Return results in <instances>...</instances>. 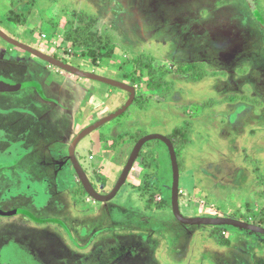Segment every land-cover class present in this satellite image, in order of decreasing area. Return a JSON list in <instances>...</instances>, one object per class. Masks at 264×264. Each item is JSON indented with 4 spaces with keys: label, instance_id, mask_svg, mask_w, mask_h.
Masks as SVG:
<instances>
[{
    "label": "rangeland",
    "instance_id": "1",
    "mask_svg": "<svg viewBox=\"0 0 264 264\" xmlns=\"http://www.w3.org/2000/svg\"><path fill=\"white\" fill-rule=\"evenodd\" d=\"M8 16L15 18L13 23ZM77 29L84 36L88 31L112 40L115 51L129 58L124 69L91 63L81 55L84 49L65 43L64 36ZM0 32L135 89L134 101L122 115L79 140L77 156L99 195L114 188L140 138H171L177 129L187 136L175 148L177 187L166 145L151 141L117 198L105 203L90 198L68 165L56 169L52 161L46 171L54 179L56 172L65 177L66 184L42 176L41 170L30 172L36 182H11L12 169L0 173V192L5 190L0 211L21 209L50 220L42 225L24 215L0 217V264H264V236L232 227L185 225L172 206L178 190L183 218L226 217L260 222L264 228V0H0ZM17 48L0 37V78L24 85L30 66L34 75L28 78L35 80L45 61ZM145 57L152 58L150 67H134V61ZM47 64L50 78L75 82ZM85 80L97 92L80 83L74 86L93 95L91 109L82 113L84 125L117 112L129 99L119 88ZM150 86L158 89L150 91ZM8 97L0 95V168L13 166L18 158L14 147L7 151L8 141L26 143L27 133L37 141L24 149L31 147L38 158L63 156L51 143L67 131V117L49 107L38 112ZM47 112L50 120L43 122L44 134L39 135L30 127V117ZM103 141L104 150L97 151ZM136 191L148 209L162 211L140 215L143 201Z\"/></svg>",
    "mask_w": 264,
    "mask_h": 264
},
{
    "label": "crops",
    "instance_id": "2",
    "mask_svg": "<svg viewBox=\"0 0 264 264\" xmlns=\"http://www.w3.org/2000/svg\"><path fill=\"white\" fill-rule=\"evenodd\" d=\"M8 38H11V37H8ZM11 39L15 40L13 38H11ZM9 45H11V44H9ZM11 46H13V45H11ZM13 47H15V46H13ZM15 48H17V47H15ZM17 49H19V48H17ZM115 50H116V45L114 47V53H113L111 58L104 59L102 61V63L97 61L96 64H100L102 66V65H104L103 63H105V64L107 63V65H109L110 68H113V69H116V70L119 69L120 66H123V65L125 66V63L128 61L129 58L125 57L126 56V55H124L125 53H123V52L119 53L118 51H115ZM66 51H68V50H66ZM24 52H26V51H24ZM121 53H123V54H121ZM38 60H40V59H38ZM43 63H45V64H41L42 67H43V68H41L43 70V73H40L37 76V79L33 80V79L28 78V75L29 76L30 75H34V71H33L34 65H31L30 69H28V71H27V74H26L27 78L25 79V82H24V83H27V84H24L23 88H21L17 92H12L10 94L9 93H0V95L5 96V97H8L7 95H10L8 98L11 99L12 101L19 102V103H24L27 107L33 106V107H35V109H37L38 112H41V113H45L44 112L45 111L44 107H46V108L49 107L50 110L51 109H55L56 112L58 111V115H59V113H63L65 115V117H67V119H68L67 131L63 132V134H61L59 136V139L62 138L61 140H54L51 143V145H52V147L54 149H57L59 151L61 150L63 156H60L59 158H55V160L45 159L46 161L45 160L42 161L41 160L42 158H38L39 157L38 156L39 155L38 152L35 153V151H33V152H30V155H32V156H30V160L24 161V156L27 157L29 155L28 154L29 151L27 149H24V146L28 145L29 142H32V141H27V139H26V143H24V141H20L19 140L20 138H18L16 140L8 141L9 143H8V145L6 147L7 151H8V148L14 147L15 149L13 150L14 151L13 154L15 153L16 157H18L17 159H15L13 161L14 165L11 166L12 167L11 169L15 170L14 174L11 173L12 174L11 177L13 178V180H12V178H10L11 182H14L15 178H21V179L22 178H27V180H30V181L33 180V176L34 175L32 173H30L32 170H38V171L41 170L42 173H43L42 176L49 175V179H51L53 174H51V175L47 174L46 171L48 169V166H50V164L53 165L52 161H54L55 164H58V165H55L56 169L59 168V167L60 168H64V167H66V165H68L69 167L71 166L70 170H69V174L73 178L80 179V177L78 175V172H77V169L75 168V166H77L79 168V171L81 173H83L84 176H85L84 168L81 166L80 161H79V157L77 156V146H79L80 142H78L75 146H73V142H74L76 136H78L86 128L90 127L94 123H96L99 120H101V119H97L94 123L90 124L89 126L88 125H84V120L83 119L85 117V114H82V113L84 111H86V110H89V108L91 109L92 105L94 104V101H92L93 95H90L89 93H87V91H82L81 89H79V91H76L78 89L75 88L74 86L78 85L79 83L81 85H86V83H85L87 81V80H85L86 78L78 77V76H76V75H74V74H72V73H70L68 71H65V70H63L61 68H58V67L53 66V65L48 63L47 65H49L50 67L57 68V71H59V70L60 71H64L65 74L71 75L72 78L74 77L76 79H79L78 82H77L76 79H75V82H74V80H72L70 78H67V79H64V81L62 83H59L55 79L49 77V71L46 70V68H44V67H46L45 65H46L47 62H43ZM70 66H73V67H75L78 70H81L80 68H78V67H76L74 65H70ZM91 66H95V65L91 64ZM81 71H83V70H81ZM83 72H86V71H83ZM46 73H48V75ZM86 73L95 74L93 72H86ZM0 80L4 81V82H7V81H5L4 79H1V78H0ZM88 80H90V79H88ZM12 84H15V83H12ZM86 86H89L92 89H94V88L96 89V87H94V84H92V83L87 84ZM110 87H112V86H110ZM56 88L58 90H56ZM113 88H115V87H113ZM121 90L124 92L125 96L127 98H129V93L127 91L123 90V89H121ZM21 91H25V92L27 91L26 95L25 96L16 95L17 93H19ZM95 92H97V89L95 90ZM107 93L110 94L111 92L107 91ZM82 96H83L82 100H79L78 98L82 97ZM135 96H136V93H135ZM84 100L86 101V103L84 102ZM50 112H52V110ZM50 112H47L46 115L42 114L41 116H34L32 119L30 117V120H29L30 121V127H35L36 130L38 129L37 132L39 133V135H43L44 134V129L42 128V125H43V122L45 120H50V117H49L51 115V114H49ZM90 112H89V114H90ZM113 113L111 112L110 114H113ZM47 115H49V116H47ZM59 117H60V119L64 118V117H61V116H59ZM103 118H105V117H103ZM54 121H56V120L53 119L52 122H54ZM3 134H5V133H3ZM9 135L11 137V134H9ZM39 135H37L38 138H39ZM32 138H33V136H32ZM32 138L30 137V139H32ZM73 138H74V140H73ZM100 140H101V138H100ZM35 141H37V140H35ZM92 141H93V138H92ZM47 142H49V141H47ZM70 144H71V146H70ZM91 145H92V147H91ZM91 145H90V147L93 148L94 145L93 144H91ZM64 146H65V148L62 150L61 148H63ZM103 146H104V141L99 145V148L96 149V150L98 151L100 148H103ZM52 147H51V149H52ZM19 149H20V151H19ZM43 149L46 150L44 147H43ZM65 149L67 150L66 152H67V155H68L66 158H64V154H63ZM102 150H104V148ZM141 151H142V149H141ZM90 152L91 151H89V153ZM19 161H20V164L18 165ZM57 161H58V163H56ZM107 164L109 165L108 166L107 175H109L110 174L109 168L112 166V163L109 162ZM147 166H149V165L147 164ZM149 167H151V166H149ZM149 167H147V168H149ZM133 170H134V165H133V168L131 169L130 173H132ZM117 171H118V168H117ZM130 173H129V175H130ZM54 174H55V172H54ZM129 175H128V177H129ZM128 177H127V179H128ZM65 179H66L65 177L64 178H59V176H57V172H56V179H54V180H57L60 183L63 182V183L66 184V182H64ZM127 179H126V181H127ZM36 180H38V179L34 178L33 181L36 182ZM40 180H41V182H44L47 179L46 178H41ZM48 180L46 182H48ZM110 180H111V177L109 175V178H108L109 184H110ZM126 181H125V183H126ZM178 184H179V180H178ZM124 185L125 184H123L121 186V188L118 190L116 195L111 200H113L114 198H117V196L119 195V192L121 191V189H122V187ZM134 191H135V189H134ZM0 194H5V190L3 189L0 192ZM136 195H139V197L143 201V202H141V205L139 206V209H141V210L137 211V212H139L140 215H143L141 213H144L146 215H150V214L153 213V211H155L157 213L159 211L160 212L162 211L163 208H161V209H159L157 211L154 210L153 208L155 206L154 207L150 206V208L148 209V207L146 206V203H144V198L141 197L139 191L138 192L136 191ZM177 203H178V199H177ZM143 205H144V207H143ZM178 211H180L179 205H178ZM38 220H46V219H38ZM54 221L56 222V220H54ZM54 221L52 220V222H54Z\"/></svg>",
    "mask_w": 264,
    "mask_h": 264
},
{
    "label": "water",
    "instance_id": "3",
    "mask_svg": "<svg viewBox=\"0 0 264 264\" xmlns=\"http://www.w3.org/2000/svg\"><path fill=\"white\" fill-rule=\"evenodd\" d=\"M0 37L3 40H5L7 43H9L15 47H18V48H20L26 52H29L30 54H32L33 56H36L37 58L41 59L42 61H45V62H47L53 66H56L58 68L65 70V71H68V72H70V73H72L78 77L94 80V81H97V82H100V83H103V84H106V85H109V86H112L115 88L123 89L129 93L128 101L120 110H118L117 112H115L113 114H110L109 116L99 120L98 122L94 123L90 127L86 128L83 132H81L75 138V140L73 142V146H75L77 144V142H79V140H81L82 138H85L88 134L95 131L96 129H98L99 127L104 125L105 123H107V122L119 117L120 115H122L134 101L135 90L130 85H127L125 83L115 81L112 79H108L106 77H102V76H98L95 74H90V73H86V72H83L81 70H78L73 66H70L64 62H61L55 58H52V57L45 55V54H43L37 50H34V49L30 48L29 46L17 43L15 40L8 38L7 36L2 34L1 32H0ZM23 87H24V85H21V84H12V83H7V82L0 80V93L17 92ZM151 141H160L161 143L166 145L168 152H169L171 164H172L174 186L177 187L178 186V180H179V168H178V164H177V158H176V152H175L174 146H173L172 142L170 141V139H168L164 136L153 134V135H148V136H145L143 138H140L135 143L134 148L132 149L130 156L128 157V160L126 161V164H125V166H124V168L120 174L119 179L117 180L113 190L108 195L101 196L98 193H96L95 190H93V188L87 182L84 174L79 171V168L77 166H75V168L77 169L78 175L80 177V181L82 182V185H83L85 191L87 192V194L92 199H94L96 201H99L102 203L109 202L116 195V193L121 188V186L123 184H125V181L129 175L131 169L133 168V165L136 162L143 146L146 143L151 142ZM177 191L178 190L173 191L174 195H173V200H172V203H173L172 206H173V211H174L176 219H178L183 224H185V225L212 226V227H232L235 229H239V230H243V231H247L250 233H254V234L264 236V228L263 227L253 225V224H249L246 222H242L239 220H235L232 218H226V217L183 218L181 215H179V211H178ZM13 215L27 216L30 220H32L36 223H47L50 221V220H38L24 210H14V211H10V212L0 211V217H9V216H13Z\"/></svg>",
    "mask_w": 264,
    "mask_h": 264
},
{
    "label": "trees",
    "instance_id": "4",
    "mask_svg": "<svg viewBox=\"0 0 264 264\" xmlns=\"http://www.w3.org/2000/svg\"><path fill=\"white\" fill-rule=\"evenodd\" d=\"M9 22H14L13 20H15V18L12 17H7ZM17 20V19H16ZM17 22V21H16ZM23 23V22H21ZM80 29H82L80 27ZM74 30L76 32H71L68 33L64 36V41L67 44H70L71 47L73 48H81L84 49L86 51V54H82L86 56V58L88 59H92L93 62L91 63H96L97 61H103L104 59H109L112 57L113 53H114V45L112 40L110 42V39H108V37L106 36H101V35H97V34H89L88 31H86L85 33H87V35L84 36V30ZM80 32V36L78 37ZM82 33V34H81ZM77 36V37H76ZM77 39V40H76ZM90 57V58H89ZM144 59L146 61V63L144 62ZM153 60L152 58H139L136 61L133 62L134 67L136 66L137 69L141 68H145V67H150V63L152 64ZM124 69V65L120 66L118 71H122ZM127 77V76H126ZM125 77V78H126ZM151 87V86H150ZM148 87L150 91L152 90H157L158 88H154V87ZM186 133L184 132V130H175L172 134L170 141L172 142L174 149L176 148V145H184L186 143V138L187 136L185 135ZM138 158H141V152L138 156ZM145 160V159H143ZM141 161V159H140ZM145 166H147V162L145 161L144 163ZM149 165V164H148ZM149 167V166H147ZM255 225V223H253ZM262 225L260 222H257V226ZM261 227V226H260ZM216 228V227H214ZM221 228H226V227H221Z\"/></svg>",
    "mask_w": 264,
    "mask_h": 264
},
{
    "label": "flooded vegetation",
    "instance_id": "5",
    "mask_svg": "<svg viewBox=\"0 0 264 264\" xmlns=\"http://www.w3.org/2000/svg\"><path fill=\"white\" fill-rule=\"evenodd\" d=\"M53 58V57H52ZM33 136V135H32ZM32 136H31V134L30 133H27V141H32V142H29V145H31V144H33V143H35L36 141H34L35 139H36V137L35 136H33V138H32ZM30 137L32 138V139H30ZM77 137V136H76ZM70 146H71V144H70ZM28 151H29V155H30V152H33V151H31V147H29V148H26ZM30 156H32V155H30ZM42 161L43 160H45V159H41ZM52 160H53V158H52ZM46 161V160H45ZM7 163V162H6ZM11 166H8V164H6V165H3V167H1L0 168V173H2L3 171H6V170H11ZM21 210V209H20ZM39 224H44V223H39ZM10 264V263H9ZM13 264V263H12Z\"/></svg>",
    "mask_w": 264,
    "mask_h": 264
},
{
    "label": "built area",
    "instance_id": "6",
    "mask_svg": "<svg viewBox=\"0 0 264 264\" xmlns=\"http://www.w3.org/2000/svg\"><path fill=\"white\" fill-rule=\"evenodd\" d=\"M179 193H182L181 191H179Z\"/></svg>",
    "mask_w": 264,
    "mask_h": 264
}]
</instances>
